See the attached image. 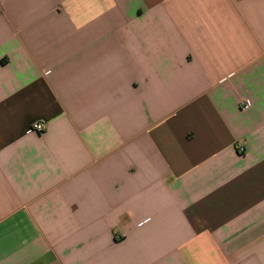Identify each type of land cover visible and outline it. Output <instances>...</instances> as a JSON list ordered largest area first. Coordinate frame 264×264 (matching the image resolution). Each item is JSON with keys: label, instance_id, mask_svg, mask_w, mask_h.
<instances>
[{"label": "crops", "instance_id": "crops-1", "mask_svg": "<svg viewBox=\"0 0 264 264\" xmlns=\"http://www.w3.org/2000/svg\"><path fill=\"white\" fill-rule=\"evenodd\" d=\"M0 264H264V0H0Z\"/></svg>", "mask_w": 264, "mask_h": 264}, {"label": "built area", "instance_id": "built-area-1", "mask_svg": "<svg viewBox=\"0 0 264 264\" xmlns=\"http://www.w3.org/2000/svg\"><path fill=\"white\" fill-rule=\"evenodd\" d=\"M249 106V102L247 100L244 101L243 103V108H247ZM31 132H35L38 134H43L45 132V126L42 122H36L32 125L31 127ZM240 152L244 153L245 149L244 148H240Z\"/></svg>", "mask_w": 264, "mask_h": 264}]
</instances>
